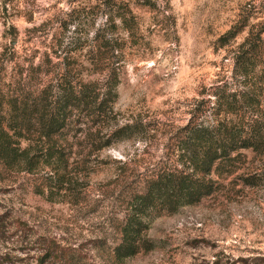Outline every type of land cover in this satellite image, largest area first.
<instances>
[{
    "label": "rangeland",
    "instance_id": "1",
    "mask_svg": "<svg viewBox=\"0 0 264 264\" xmlns=\"http://www.w3.org/2000/svg\"><path fill=\"white\" fill-rule=\"evenodd\" d=\"M123 1L133 6L138 25L130 35L117 30L124 48L115 112L120 124L143 126L99 151L88 140H72L75 197L55 194L50 200L38 192L45 172L0 164V259L9 264V258L28 257L20 264H39L42 245L31 241L48 237L75 247L79 264H264V153L251 148L240 150L234 172H212V195L152 217L138 254L114 256L131 196L177 158L181 127L191 119L216 121L215 93L256 81L264 121V0H159L161 11L154 12ZM103 7L100 0H0V89L9 90L10 82L15 88L22 73L34 83L48 80L53 72L43 73L54 69L55 56L71 50L66 44L76 37L73 74L102 78L92 74L86 52L106 20ZM251 33L261 65L254 79L245 80L237 72ZM55 40L65 43L61 50L48 47ZM244 114L250 120L251 111Z\"/></svg>",
    "mask_w": 264,
    "mask_h": 264
},
{
    "label": "trees",
    "instance_id": "2",
    "mask_svg": "<svg viewBox=\"0 0 264 264\" xmlns=\"http://www.w3.org/2000/svg\"><path fill=\"white\" fill-rule=\"evenodd\" d=\"M100 1L106 20L93 33L86 55L92 74L101 73L102 78L84 79L73 74L72 53L80 49L76 47L80 40L76 37L66 44L73 47L71 50H62L55 56L59 61L53 65L54 69L43 73L48 76L53 72L48 80L42 78L34 83L33 76L22 73L15 88H11L10 82L9 90L0 89V164L9 171L45 172L47 180L44 178L45 185L38 192L50 196V200H54L55 194L78 195L69 172L72 140H88L99 151L131 138L143 126L140 122L120 124L115 112L121 82L119 62L124 48L117 30L122 27L130 35L137 28L133 6L123 0ZM130 1L153 12L160 10L159 0ZM251 35L246 38L250 48L244 52L246 58L237 72L245 80L254 79L261 65L256 54L258 42ZM64 44L55 40L48 47L61 50ZM49 61L52 63L53 58ZM259 89L254 81L240 90L217 92L213 106L218 115L215 122L207 124L191 119L180 128L177 158L150 175L143 189L135 192L128 202L121 222L120 241L113 249L118 260L138 254L147 245L144 234L152 217L164 212L177 213L182 207L212 195L217 186L210 175L213 171L219 176L234 172L240 150L251 148L256 153H264L263 103L257 94ZM245 109L251 111L246 122ZM31 243L42 245L39 264H79V256L75 255L82 254L75 247L48 237ZM19 251L29 255L32 248ZM27 260L28 257L9 258V264ZM6 263L0 259V264Z\"/></svg>",
    "mask_w": 264,
    "mask_h": 264
}]
</instances>
